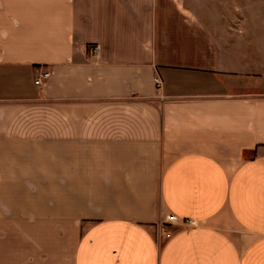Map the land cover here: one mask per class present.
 <instances>
[{"label":"crops","instance_id":"0c3cea01","mask_svg":"<svg viewBox=\"0 0 264 264\" xmlns=\"http://www.w3.org/2000/svg\"><path fill=\"white\" fill-rule=\"evenodd\" d=\"M0 264H264V0H0Z\"/></svg>","mask_w":264,"mask_h":264},{"label":"built area","instance_id":"2783aa9c","mask_svg":"<svg viewBox=\"0 0 264 264\" xmlns=\"http://www.w3.org/2000/svg\"><path fill=\"white\" fill-rule=\"evenodd\" d=\"M94 52H95V54H97V52H98L97 48H95ZM49 76H50V73H49L48 70L40 69L38 71V75H37V77H36V79L34 81V84L36 86H42L49 79ZM154 84H155L157 89L160 88L161 79H160V77L158 75H156L155 78H154ZM166 219L170 223H176L177 222V218L175 216H173V215L167 216ZM190 224H191V222L188 223V225H190Z\"/></svg>","mask_w":264,"mask_h":264},{"label":"rangeland","instance_id":"374dc122","mask_svg":"<svg viewBox=\"0 0 264 264\" xmlns=\"http://www.w3.org/2000/svg\"><path fill=\"white\" fill-rule=\"evenodd\" d=\"M176 223H170L165 218L164 220L159 221L155 224V236L160 241H165L171 237L173 230L170 229Z\"/></svg>","mask_w":264,"mask_h":264}]
</instances>
